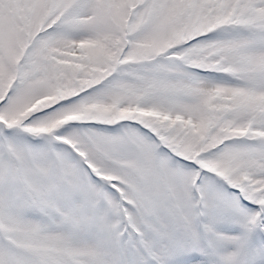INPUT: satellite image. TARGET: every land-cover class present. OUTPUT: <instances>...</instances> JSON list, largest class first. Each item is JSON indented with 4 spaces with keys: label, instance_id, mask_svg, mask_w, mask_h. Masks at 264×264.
<instances>
[{
    "label": "snow or ice",
    "instance_id": "snow-or-ice-1",
    "mask_svg": "<svg viewBox=\"0 0 264 264\" xmlns=\"http://www.w3.org/2000/svg\"><path fill=\"white\" fill-rule=\"evenodd\" d=\"M0 264H264V0H0Z\"/></svg>",
    "mask_w": 264,
    "mask_h": 264
}]
</instances>
